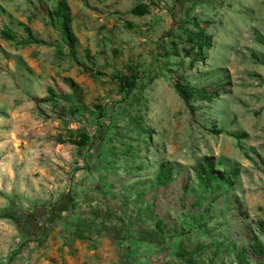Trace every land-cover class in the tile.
<instances>
[{"label": "rangeland", "instance_id": "rangeland-1", "mask_svg": "<svg viewBox=\"0 0 264 264\" xmlns=\"http://www.w3.org/2000/svg\"><path fill=\"white\" fill-rule=\"evenodd\" d=\"M57 1L0 0V264H237L230 241L264 243V0H64L74 57L47 17ZM194 22L210 46L191 65ZM128 67L140 80L125 98L112 75ZM183 81L218 94L191 114ZM80 131L83 148L68 141ZM205 156L238 167L231 186L199 184ZM160 163L173 179L151 187ZM102 219L110 230L73 234ZM134 243L154 246L129 259Z\"/></svg>", "mask_w": 264, "mask_h": 264}, {"label": "trees", "instance_id": "trees-1", "mask_svg": "<svg viewBox=\"0 0 264 264\" xmlns=\"http://www.w3.org/2000/svg\"><path fill=\"white\" fill-rule=\"evenodd\" d=\"M36 1L40 2L41 0ZM148 10L149 7L147 4L137 3L134 7L130 9V12L135 16H143L148 12ZM47 17L51 20L55 19L60 22L61 37L63 38L68 47V52H70L71 55L74 57L76 53V36L70 25V15L67 10L66 2L64 0H58L53 9H47ZM194 27L196 28L195 30H187L185 27L183 30L184 35H186L187 44V46H183V51L186 55H194L193 57H191V65L195 60L199 59L203 61L205 59L204 49L210 46V37L206 34L205 28L203 26H200V24L196 22H194ZM25 30L28 34V39L25 41L26 43H46L43 40H38L34 38L29 28H25ZM1 35L4 38H11L10 33H7L5 31H3ZM93 73H95L96 75H105L100 71H95ZM112 79L116 81L119 91L125 95V98H129L132 95V92L139 87L140 75L137 70H134L132 67H128L125 71L116 72L115 74H113ZM172 86L177 95L183 100L185 105L188 107L191 114H193L194 109L190 101L194 96L200 97L202 99H211L213 96L218 94L217 92H214L213 94L208 93L206 88H197L195 86H190L184 83V81L176 82ZM48 89L49 91H51L50 88ZM52 95L55 96L54 93H52ZM105 116V108H103L99 111L98 117ZM210 131H215V133L221 132V130L219 129H210ZM79 135V139H73L70 137L68 141L74 145H77L79 148H83L86 145L88 136L85 131H80ZM232 135L238 139L244 136L243 133H233ZM62 142L63 140L59 139V143ZM259 163L261 164L262 170L264 171V159L260 160ZM237 173L238 167L236 166H233L228 171L220 168H214L212 159L206 156L203 157L202 161L198 163L195 171V175L199 181V184L203 185V187L211 191L220 189L227 185L231 186L233 184V179L237 175ZM172 176V167L166 165L165 163H160L157 167V170L150 186L157 187L159 185H165L173 179ZM145 209H150V206L146 205ZM162 226L163 220L157 218L155 220V227L159 231L158 235L160 238H163L164 233ZM193 228L194 226L186 227L182 225L181 233L183 235L188 234ZM110 229L111 228L106 226L104 220L102 219L99 223L93 221L87 224L86 231L84 233L83 230H81L80 232H73V234L76 238H85L87 234H98L101 230L104 231ZM45 231L46 229L42 228V232L44 233ZM249 235L250 240L247 243L238 245L233 241L229 242V248L232 252L233 258L235 259L237 264H248L250 259L249 257L253 258L255 264H264V243L262 242L258 234L255 233L253 230H250ZM114 236H116V234ZM116 237L118 238V235ZM158 242L160 243L161 239H159ZM148 246L154 245L134 243V245L126 251L127 258L131 259L133 256H137L139 254V252L137 251L139 248ZM127 262L129 263L128 260Z\"/></svg>", "mask_w": 264, "mask_h": 264}, {"label": "flooded vegetation", "instance_id": "flooded-vegetation-1", "mask_svg": "<svg viewBox=\"0 0 264 264\" xmlns=\"http://www.w3.org/2000/svg\"><path fill=\"white\" fill-rule=\"evenodd\" d=\"M53 210H57V208L54 206V208H52ZM35 221V220H34Z\"/></svg>", "mask_w": 264, "mask_h": 264}]
</instances>
